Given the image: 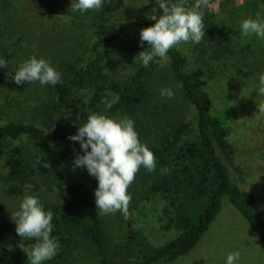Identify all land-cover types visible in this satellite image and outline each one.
Segmentation results:
<instances>
[{"label": "trees", "instance_id": "trees-1", "mask_svg": "<svg viewBox=\"0 0 264 264\" xmlns=\"http://www.w3.org/2000/svg\"><path fill=\"white\" fill-rule=\"evenodd\" d=\"M6 1L0 8H6ZM126 2L102 0L99 10L74 12V21L92 27V34L88 33L93 39L91 52L96 56L86 64L62 63L55 69L61 74L56 85H41L39 81L17 85L12 76L21 64L0 76V86H15L13 89L25 95L17 100L23 110L18 118L6 114L17 105L6 106L0 100V176L10 196L41 190L34 197L45 211L53 213L51 235L60 247L56 256L43 264H70L71 251L79 248L93 251L100 264H169L196 247L225 198L248 220L264 250V207L254 190L241 186L247 160L231 139L229 123L214 112L209 90L213 65L228 66L237 59V46L221 33L214 19L208 18L204 20L205 40L194 48L198 52L194 68L178 45L169 50L165 62L157 63L156 58L145 68L140 60L127 78L113 77L104 69L102 53H109L107 47L126 26L123 20L115 23L114 16L125 9L128 18L145 28L155 22L139 13L159 7V0L139 8L126 7ZM148 47L145 42L140 51H151ZM24 48L23 34L11 44L2 42L0 59L10 62ZM161 89L172 90L173 97L161 96ZM254 97L252 93L250 98ZM263 99H257L256 107ZM105 101L112 102V107L107 108ZM93 113L116 120L130 118L141 143L156 157L155 171L141 167L127 190L132 197L127 218L119 211L99 214L94 196L98 183L89 186L55 170L75 158V148L80 144L69 137ZM164 168L168 171L162 173ZM256 174L257 179L262 177ZM155 196L164 202L165 228L177 232L176 237L161 244L152 243L131 218L139 202ZM15 228L0 222V264L8 255L11 264H30L18 245L31 247L35 241L21 239ZM117 231H123L122 240Z\"/></svg>", "mask_w": 264, "mask_h": 264}, {"label": "rangeland", "instance_id": "rangeland-1", "mask_svg": "<svg viewBox=\"0 0 264 264\" xmlns=\"http://www.w3.org/2000/svg\"><path fill=\"white\" fill-rule=\"evenodd\" d=\"M149 1L127 0L126 7L139 8ZM6 2V8H0V46L2 42L11 44L23 34L25 48L12 61L7 62L8 66L0 68V76L15 70L17 65L31 57L43 58L57 69L62 63L69 61L86 64L96 56L91 52L93 39H90L91 35L88 33L92 34V27L74 21V12L71 10L73 0ZM174 2L179 3L181 0ZM194 4L195 0H186L185 7L191 8ZM200 11L203 12V21L214 19L221 33L237 46V59L228 66L213 65L211 77H208L209 90L214 99V112L229 123L232 129L231 139L237 145L239 154L247 160L244 164L247 174L245 178L244 173L241 176V180L245 181L241 186L249 191L254 190L259 205L264 207V113L259 112L255 105L257 99L264 98L258 92L259 76L264 74V38L255 34L246 37L241 33L243 20L252 18L264 21V0H209V5ZM162 12V9L155 6L139 15L151 19L162 15ZM127 16L125 9L114 16L115 23L123 20L126 26L117 40L107 47L109 53H102L105 71L121 79L127 78L136 70L140 61L138 53L142 47L140 31L143 28L138 21ZM204 40L203 38L202 41ZM180 45L188 55L190 66L194 68L198 57V52L194 49L197 44L189 41ZM13 87L15 86L8 84L0 86V100L5 105L16 104L6 114L18 118L23 115V110L18 107L17 100L23 99L25 95ZM252 93L255 95L254 99L250 98ZM255 109L257 112L254 113ZM77 153L83 154L80 147L75 148V156ZM74 159L55 170L95 187L98 181L86 168L72 171ZM256 173H260L262 177L257 179ZM4 188L0 176V222L10 229L16 226L12 216L20 210L22 200L26 196L39 194L41 190L34 192L30 189L23 195L10 196L5 193ZM163 209L164 202L158 196L139 202L132 209L133 225L143 228L154 244L164 243L177 235L175 229L165 228ZM121 233L123 231H117V236L122 240ZM71 252L70 264H100L89 249L79 248ZM233 252L240 253L236 264H264V250L257 234L238 208L229 198H225L221 211L196 247L189 254L169 264H226L228 254ZM4 264H11V256L5 257Z\"/></svg>", "mask_w": 264, "mask_h": 264}, {"label": "clouds", "instance_id": "clouds-1", "mask_svg": "<svg viewBox=\"0 0 264 264\" xmlns=\"http://www.w3.org/2000/svg\"><path fill=\"white\" fill-rule=\"evenodd\" d=\"M185 3L186 0L179 3L174 0H159L162 15L151 17L155 24L140 31L141 45L147 42L151 49L138 53L145 68L156 58H159L157 63L167 61L169 50L181 43L191 41L198 44L204 38L206 31L200 9L207 7L209 0H195L191 8L185 7ZM101 7L102 0H73L71 4L73 12L99 10ZM241 33L246 37L255 34L264 38V21L252 18L243 20ZM6 66L7 61L0 59V68ZM12 79L17 85L35 81H39L41 85H56L61 82V74L45 59L31 57L19 66ZM259 83L258 92L264 95V74L259 76ZM173 95L172 90L161 89V96L172 98ZM105 105L111 108L112 102L105 101ZM257 107L259 112L264 113V103ZM69 139L79 142L83 151V154H76L72 171L86 168L98 181L94 196L99 214H115L119 211L127 218L132 200L127 191L129 186L141 167L152 172L157 166L155 154L146 144L141 143L134 122L127 117L116 120L93 113ZM167 171V168L162 169V173ZM12 219L21 239L35 241L31 247H25L23 243L18 245L30 264H43L56 256L60 245L51 235L53 213L45 211L38 198L26 196ZM239 258V252L230 253L226 264H236Z\"/></svg>", "mask_w": 264, "mask_h": 264}]
</instances>
